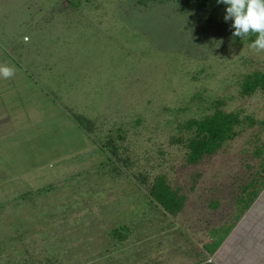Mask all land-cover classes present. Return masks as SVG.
I'll return each mask as SVG.
<instances>
[{
    "label": "rangeland",
    "instance_id": "rangeland-1",
    "mask_svg": "<svg viewBox=\"0 0 264 264\" xmlns=\"http://www.w3.org/2000/svg\"><path fill=\"white\" fill-rule=\"evenodd\" d=\"M201 2L0 0V264H198L264 227V51ZM214 112L230 137L188 162Z\"/></svg>",
    "mask_w": 264,
    "mask_h": 264
},
{
    "label": "trees",
    "instance_id": "trees-1",
    "mask_svg": "<svg viewBox=\"0 0 264 264\" xmlns=\"http://www.w3.org/2000/svg\"><path fill=\"white\" fill-rule=\"evenodd\" d=\"M201 5L225 6L217 3L216 0H202ZM253 77L251 82L246 83V91L250 93L259 87L264 88V75L256 74ZM77 120L80 125L83 124L81 119ZM235 123H237V118L234 115L221 114L220 112H214L200 122L194 121V125L197 127V133L196 137L188 144V162H197L202 156L215 152L230 137L231 129ZM149 195L169 213H175L180 210V198L173 196L161 179L151 188Z\"/></svg>",
    "mask_w": 264,
    "mask_h": 264
},
{
    "label": "crops",
    "instance_id": "crops-1",
    "mask_svg": "<svg viewBox=\"0 0 264 264\" xmlns=\"http://www.w3.org/2000/svg\"><path fill=\"white\" fill-rule=\"evenodd\" d=\"M262 209L263 207L260 210ZM262 215L255 214L256 224ZM249 217L250 220L243 219L230 230L212 253L211 263L205 262V260L198 264H240V259L244 263L252 264V260L264 259V227L259 228L260 224L256 227L254 222H250L254 220L253 217L251 215ZM261 222L264 223V217H262ZM251 233H255V235H251Z\"/></svg>",
    "mask_w": 264,
    "mask_h": 264
},
{
    "label": "clouds",
    "instance_id": "clouds-1",
    "mask_svg": "<svg viewBox=\"0 0 264 264\" xmlns=\"http://www.w3.org/2000/svg\"><path fill=\"white\" fill-rule=\"evenodd\" d=\"M225 5L223 20L231 21L233 37L254 35L249 48L257 52L264 51V0H217ZM13 67L0 64V78L7 79L14 75Z\"/></svg>",
    "mask_w": 264,
    "mask_h": 264
},
{
    "label": "built area",
    "instance_id": "built-area-1",
    "mask_svg": "<svg viewBox=\"0 0 264 264\" xmlns=\"http://www.w3.org/2000/svg\"><path fill=\"white\" fill-rule=\"evenodd\" d=\"M208 262H211V259H209Z\"/></svg>",
    "mask_w": 264,
    "mask_h": 264
}]
</instances>
